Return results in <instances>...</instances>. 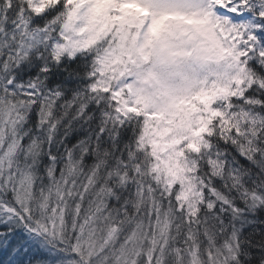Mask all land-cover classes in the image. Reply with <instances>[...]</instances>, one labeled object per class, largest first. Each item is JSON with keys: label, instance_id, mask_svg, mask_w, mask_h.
I'll return each instance as SVG.
<instances>
[{"label": "snow or ice", "instance_id": "obj_1", "mask_svg": "<svg viewBox=\"0 0 264 264\" xmlns=\"http://www.w3.org/2000/svg\"><path fill=\"white\" fill-rule=\"evenodd\" d=\"M0 264H264V0H0Z\"/></svg>", "mask_w": 264, "mask_h": 264}]
</instances>
